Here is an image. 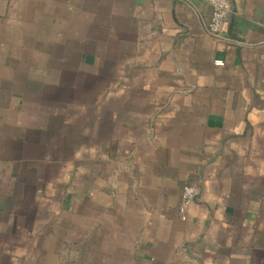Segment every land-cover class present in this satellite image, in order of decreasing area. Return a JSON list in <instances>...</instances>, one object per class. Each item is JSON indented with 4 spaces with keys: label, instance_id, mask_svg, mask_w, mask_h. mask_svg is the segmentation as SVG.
Instances as JSON below:
<instances>
[{
    "label": "crops",
    "instance_id": "0c3cea01",
    "mask_svg": "<svg viewBox=\"0 0 264 264\" xmlns=\"http://www.w3.org/2000/svg\"><path fill=\"white\" fill-rule=\"evenodd\" d=\"M230 5L0 0V264H264V0Z\"/></svg>",
    "mask_w": 264,
    "mask_h": 264
},
{
    "label": "built area",
    "instance_id": "2783aa9c",
    "mask_svg": "<svg viewBox=\"0 0 264 264\" xmlns=\"http://www.w3.org/2000/svg\"><path fill=\"white\" fill-rule=\"evenodd\" d=\"M205 2L211 7V14L207 26L208 32L216 38H224L223 32L231 8L230 0H205ZM215 63L222 64L219 60H216ZM198 193L199 190L197 187L188 184L183 185L178 204V213L182 219H184L186 208L194 202Z\"/></svg>",
    "mask_w": 264,
    "mask_h": 264
},
{
    "label": "rangeland",
    "instance_id": "374dc122",
    "mask_svg": "<svg viewBox=\"0 0 264 264\" xmlns=\"http://www.w3.org/2000/svg\"><path fill=\"white\" fill-rule=\"evenodd\" d=\"M63 240V247H67L65 250H67L66 252L64 251L62 253V263L61 264H69L70 263V258H69V252H68V247H69V236H68V232L66 237L62 238ZM52 263V262H51Z\"/></svg>",
    "mask_w": 264,
    "mask_h": 264
}]
</instances>
